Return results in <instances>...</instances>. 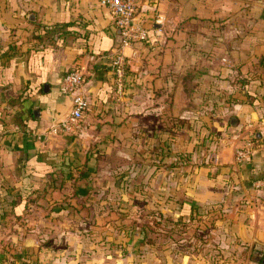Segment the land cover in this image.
<instances>
[{
	"label": "crops",
	"instance_id": "crops-1",
	"mask_svg": "<svg viewBox=\"0 0 264 264\" xmlns=\"http://www.w3.org/2000/svg\"><path fill=\"white\" fill-rule=\"evenodd\" d=\"M136 21L123 47L100 0H0V264H263L264 0H139ZM75 67L90 108L52 134Z\"/></svg>",
	"mask_w": 264,
	"mask_h": 264
},
{
	"label": "built area",
	"instance_id": "built-area-1",
	"mask_svg": "<svg viewBox=\"0 0 264 264\" xmlns=\"http://www.w3.org/2000/svg\"><path fill=\"white\" fill-rule=\"evenodd\" d=\"M101 5L110 11L116 28L123 38V47L131 46L146 39L147 32L136 21L139 0H100ZM113 69L116 79L122 83L126 73L127 59L120 51L113 59ZM86 76L81 67H75L66 72L62 78L60 89L65 95L73 97V106L69 115L50 128L52 134H77L83 128V122L91 104L86 90ZM252 139H246L235 147V160L243 163L251 158L254 152Z\"/></svg>",
	"mask_w": 264,
	"mask_h": 264
},
{
	"label": "water",
	"instance_id": "water-1",
	"mask_svg": "<svg viewBox=\"0 0 264 264\" xmlns=\"http://www.w3.org/2000/svg\"><path fill=\"white\" fill-rule=\"evenodd\" d=\"M35 113H36V114H38V110H36V111H35ZM232 123H233V124H235V123H236V122H235V120H233V122H232ZM260 255H262V254H260ZM262 263L264 264V258H263V261H262Z\"/></svg>",
	"mask_w": 264,
	"mask_h": 264
},
{
	"label": "rangeland",
	"instance_id": "rangeland-1",
	"mask_svg": "<svg viewBox=\"0 0 264 264\" xmlns=\"http://www.w3.org/2000/svg\"><path fill=\"white\" fill-rule=\"evenodd\" d=\"M0 106H1V99H0Z\"/></svg>",
	"mask_w": 264,
	"mask_h": 264
}]
</instances>
